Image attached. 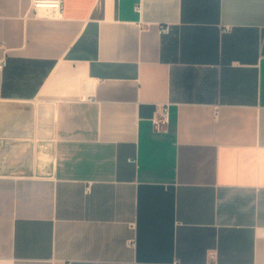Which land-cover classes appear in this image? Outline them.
<instances>
[{
	"label": "crops",
	"instance_id": "obj_1",
	"mask_svg": "<svg viewBox=\"0 0 264 264\" xmlns=\"http://www.w3.org/2000/svg\"><path fill=\"white\" fill-rule=\"evenodd\" d=\"M33 1L0 0V264H264V0Z\"/></svg>",
	"mask_w": 264,
	"mask_h": 264
},
{
	"label": "built area",
	"instance_id": "obj_2",
	"mask_svg": "<svg viewBox=\"0 0 264 264\" xmlns=\"http://www.w3.org/2000/svg\"><path fill=\"white\" fill-rule=\"evenodd\" d=\"M34 8L36 10L40 9H50V10H56V11H62L63 10V0H34L33 1ZM162 33H168L170 31V27L168 26H162ZM5 64L0 63V78L2 75V71L4 69ZM169 108L164 107L161 113V116L156 119V123H166L169 120Z\"/></svg>",
	"mask_w": 264,
	"mask_h": 264
}]
</instances>
